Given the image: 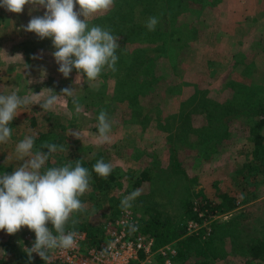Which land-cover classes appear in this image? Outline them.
Listing matches in <instances>:
<instances>
[{
    "label": "trees",
    "instance_id": "obj_1",
    "mask_svg": "<svg viewBox=\"0 0 264 264\" xmlns=\"http://www.w3.org/2000/svg\"><path fill=\"white\" fill-rule=\"evenodd\" d=\"M220 1L114 0L107 13L90 18L89 27L100 26L120 38V48L116 52L117 71L105 70L96 81L85 80L79 86L58 83L53 89L57 93L64 89V85L74 88L83 110L92 115L93 121H97L96 130L102 109L109 117H116L120 124L144 123L155 117L160 127L168 131L165 137L168 159L157 152H135L123 140L96 150L67 133L68 114L50 110L45 114L33 111L30 115L32 126L37 128L30 135L35 137L33 152H47V149H41L45 142L65 148L64 152L51 154L46 167H59L68 161L81 159L82 166L91 173L90 190L81 197L85 205L101 204L104 208V201L124 186V178L128 182L127 192L118 201V208L112 215L120 210L121 199L146 180L155 182V178L172 180L184 177L186 187L177 213L164 216L156 205L154 210L151 208V204L141 197L144 195L133 204L135 208L140 206L145 209V213L141 214L142 226L155 235L157 246L176 241V264H216L226 256L246 264H264V198L260 199L264 196L260 191L264 185V64L260 65L257 61L258 55L264 51V32H255L246 40L244 48L234 52L231 66L221 75L219 92L223 98L206 97L204 91L207 87L198 82L195 91L180 101L175 119L161 112L163 102L180 91L176 79L183 74L182 63L187 51L196 44L207 25V12H215ZM152 16L158 17L159 23L155 31H148L145 24ZM130 45L134 46L131 48ZM39 47L52 52L56 50L51 38L41 40L38 36L13 45V48L28 52ZM66 97L74 108L72 98ZM15 124L18 123L13 119L9 125L11 129ZM239 140L242 145L232 148ZM122 154H126L128 161L141 160L140 168L123 173L119 163ZM101 158L113 168L107 179L92 170ZM231 159L232 168L229 167ZM205 164H210L211 171L220 169L219 165L224 164L221 173L230 176L238 189V193H232L216 183L214 198L220 212H235L240 205L253 202L257 206L239 209L232 218L215 221L211 235L202 238L187 234L186 222L196 216L193 196L199 195L204 199L211 196L202 188L197 192L192 189L191 183L198 180L199 174L191 175L188 168L200 170ZM13 169L12 164L0 163V174H11ZM104 214L107 217L108 214ZM73 218L79 221L75 228L87 231L85 248L105 238L104 222L89 219L87 211L75 214ZM67 227L73 228L71 221ZM14 243L0 242L5 251H14L11 261L4 255L0 256V264H46L34 253L29 260L25 251L27 248Z\"/></svg>",
    "mask_w": 264,
    "mask_h": 264
},
{
    "label": "rangeland",
    "instance_id": "obj_2",
    "mask_svg": "<svg viewBox=\"0 0 264 264\" xmlns=\"http://www.w3.org/2000/svg\"><path fill=\"white\" fill-rule=\"evenodd\" d=\"M261 2L262 0H260V3L257 0H221L216 4L217 9L215 12H207V25L202 30L196 44L187 51V55L182 63L183 74L176 79L179 81L178 90L180 91L163 102L161 112L164 116L175 119L180 101L195 91V84H198V82L201 86L207 87L204 91L206 97L223 98V95L219 92L222 82L221 75L227 72V69L231 66L234 52H237L239 48H244L246 40L251 38L255 32H264V10L261 13L258 11L256 15L254 14V9L257 6L264 5ZM78 9L79 6L77 5ZM30 10L31 6L29 5L25 6V10L21 14L8 12L4 8H0V94L7 95L16 92L21 97L39 94L38 99L42 103L51 94L48 89L53 91L54 86L58 83H71L79 86L80 83L86 80V76L77 80V71L73 70L70 76L65 78L58 71L59 65H57L51 56L53 52L50 49L39 47L28 52L19 48H13L14 44L22 40L37 37L35 33L24 31L21 26H26L32 16H42L46 10L43 8L32 10L31 15ZM238 17L242 18L241 21L239 20V23L235 20ZM254 22L259 23L254 27ZM220 42H223L222 45H220ZM130 46L132 48L134 45ZM257 61L260 65L264 64V51L258 55ZM213 76H216V78L213 79ZM63 88H66V85ZM59 91L56 93L57 95L62 93ZM53 110L62 114H68L69 119L67 120L66 131L73 139H77L72 135L73 132H78L80 139L77 140L92 145L96 150L103 148L105 145H111L114 141L123 140L126 146L132 148L135 152L137 150L157 152L162 158L168 159V155L166 154L167 149L165 148V137L168 131L160 127V123L155 117L149 122L120 124L117 122L116 117L110 116V120L113 121L112 129L109 133L111 142L100 144L97 140L98 130L95 129L97 121H93L92 115L88 111L83 110V108L77 114L75 108H72L67 102L66 95L59 97V103ZM33 111L37 112V114H40L42 111L45 114V111H43L39 104L18 109V115L14 118L18 124H15L12 128L11 138L6 144H0V163L4 165L12 164L14 169L18 165H22L23 162L17 159L15 148L25 136H30L37 129L31 124L30 115ZM237 123L239 124V122ZM241 145L242 141L239 140L234 142L231 147L237 148ZM126 158V154H122L119 157L123 173L140 168L141 160L132 159L128 161ZM232 162L231 159L229 161V167L231 168L233 166ZM219 166L221 168L215 171H211L210 164H205L203 169L200 170L196 167L188 168L191 175L199 174L198 180L191 183L192 189L197 192L202 188L211 196L210 198H205L207 200H215L217 182L220 187L232 193H238V189L233 184L230 176H225L221 173L224 164ZM219 177L223 180H220ZM122 179L124 186L111 195L107 201H104V208L101 204L99 206L86 205L89 219L96 222L100 220L104 222L118 208L117 203L126 194V187L128 185L127 180ZM185 184L183 176L175 177L172 180L155 178V182L146 180L138 189L141 190V195H144L141 197L148 204H151L152 209L156 205L164 216H168L169 214L177 213L180 208V197L185 190ZM260 191L264 193V185L260 187ZM199 198V195L193 196L192 204ZM262 198L264 196L260 197V199ZM256 206L254 202L243 204L236 211ZM133 208L138 212L140 217L142 213H145V209L140 206ZM104 210L108 214L107 217H105ZM235 212H227L226 215L219 217L220 219L217 218L215 221L232 218ZM47 226L54 232V227L51 223ZM29 231L31 230L27 227H23L15 234H7L6 230H0V242L8 241L11 244L15 242V246L21 245L19 243L21 235H25ZM13 252V250L5 251L2 245H0V256L4 255L7 260L11 261L14 258ZM216 264L246 263L242 262V260L236 261L232 256H226L219 259Z\"/></svg>",
    "mask_w": 264,
    "mask_h": 264
},
{
    "label": "clouds",
    "instance_id": "obj_3",
    "mask_svg": "<svg viewBox=\"0 0 264 264\" xmlns=\"http://www.w3.org/2000/svg\"><path fill=\"white\" fill-rule=\"evenodd\" d=\"M26 5L31 6L30 15L32 10H46L42 16H32L28 24L21 27L26 32L35 33L41 40L52 39L56 49L52 55L59 65L58 71L65 78L70 76L73 69L77 71V80L86 76L88 82L96 81L105 70L117 71L116 52L120 48V38L100 26L89 27L90 18L107 13L113 7L114 0H0V8L17 14L23 13ZM158 23L159 18L152 16L145 26L148 31H155ZM48 90L52 94L42 103L38 99L39 94L23 97L16 92L0 94V144H6L11 138L9 125L21 107L39 104L47 112L59 103L61 95H66L72 98L75 112L79 114L82 111L74 88H64L60 95ZM97 119L98 143H110L113 121L103 109ZM72 135L80 139L78 132ZM34 144V136H25L15 148L22 165H18L11 174H0V230L15 234L27 227L33 231L36 239L31 248L25 249L29 260L32 253H36L46 264H50V252L77 247L79 233L75 225L79 221L73 217L87 211L81 197L90 190L91 173L82 166L81 159L68 161L59 167H46L49 156L64 152V146L45 142L41 149H47V152H33ZM92 170L107 179L113 168L101 158ZM141 194V190L136 189L124 196L120 209L127 213ZM70 221L73 230L66 231ZM49 223L53 225L54 232L47 226ZM128 227L135 231L137 226L130 224Z\"/></svg>",
    "mask_w": 264,
    "mask_h": 264
},
{
    "label": "built area",
    "instance_id": "obj_4",
    "mask_svg": "<svg viewBox=\"0 0 264 264\" xmlns=\"http://www.w3.org/2000/svg\"><path fill=\"white\" fill-rule=\"evenodd\" d=\"M193 210L196 216L187 220L186 233L202 238L211 235L214 221L227 214L217 209L215 200L204 198L194 201ZM130 224L137 226L135 231L129 229ZM103 229L105 238L85 248L87 231L75 228L79 233L77 247L50 252L52 256L50 264H176L178 255L176 241L157 246L155 235L143 229L141 217L133 207L127 213L120 209L108 216L103 223ZM71 230L73 228H66V231ZM35 239V233L29 231L23 235L19 243L28 249L32 247Z\"/></svg>",
    "mask_w": 264,
    "mask_h": 264
},
{
    "label": "crops",
    "instance_id": "obj_5",
    "mask_svg": "<svg viewBox=\"0 0 264 264\" xmlns=\"http://www.w3.org/2000/svg\"><path fill=\"white\" fill-rule=\"evenodd\" d=\"M230 1V0H229ZM254 1V0H253ZM260 3V0H257ZM261 4H264V1L262 0ZM264 10V5L261 6H257V8L254 9V14L256 15V13L259 11V13L263 12ZM228 13V12H227ZM255 18V17H254ZM241 17L236 18L235 20L239 23L241 21ZM240 20V21H239ZM259 23V22H258ZM257 22H254L253 26L255 27L257 24ZM260 25V24H259Z\"/></svg>",
    "mask_w": 264,
    "mask_h": 264
}]
</instances>
